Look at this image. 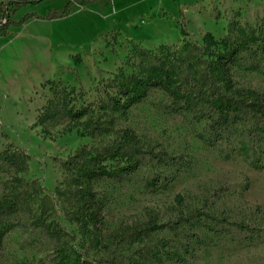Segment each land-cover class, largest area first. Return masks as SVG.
<instances>
[{
  "label": "rangeland",
  "instance_id": "rangeland-1",
  "mask_svg": "<svg viewBox=\"0 0 264 264\" xmlns=\"http://www.w3.org/2000/svg\"><path fill=\"white\" fill-rule=\"evenodd\" d=\"M66 2L23 6L15 18L43 15ZM261 20L264 0H89L74 4L64 17H32L10 27L0 36V152L23 153L26 166L16 171L0 156V195L14 176L30 192L41 186L56 201L65 240L82 264H125L139 248L127 228L194 210L203 214L196 235L162 231L147 243L190 240L181 262L159 264H264V168H258L264 167V120L247 112L218 126L206 106L183 108L160 88H149L123 113L111 111L108 101L114 75L136 70L139 49L200 42L206 32L219 39L230 23L254 26ZM231 76L235 88L264 95V44L241 50ZM62 89L72 90L68 107L87 106L88 114L71 121L61 114L42 119V107ZM102 123L133 129L155 156L145 153L134 171L93 181L102 219L90 232L70 217L71 196L55 190L63 188L62 163L70 154L112 138L92 130ZM37 204L10 218L0 264H61L55 240L31 221Z\"/></svg>",
  "mask_w": 264,
  "mask_h": 264
},
{
  "label": "trees",
  "instance_id": "trees-1",
  "mask_svg": "<svg viewBox=\"0 0 264 264\" xmlns=\"http://www.w3.org/2000/svg\"><path fill=\"white\" fill-rule=\"evenodd\" d=\"M44 0H5L0 3V36L7 35L9 28L20 26L32 17L51 20L68 15L73 5L84 6L89 0H67L62 8H49L45 14L25 12L15 18L23 6H36ZM181 34L185 35L184 29ZM264 44V20L251 26L230 23L222 38L216 39L206 32L201 41L186 40L180 45L160 44L154 49H139L136 70L125 74L120 71L114 75L115 92L108 96L110 110L125 112L131 105L140 101L149 88H160L173 103L181 107L197 108L206 106L216 117L218 126L226 125L230 117L252 112L264 120V95L251 89L239 90L234 87L231 66L237 54L251 44ZM56 92V91H55ZM72 90L57 91L42 107V119L61 114L71 120H78L90 111L87 106L68 107ZM94 132L111 133L112 138L99 145L85 143L79 146L62 163L65 173L62 190L73 199L70 217L79 224L80 229L93 232L98 230L101 219V205L95 199L92 189L94 180L134 171L140 158L150 150L143 148L133 129L124 127L114 129L102 123L92 128ZM92 132V133H94ZM2 159L17 170H23L26 156L20 152H0ZM258 168H264L258 166ZM34 184L35 182L32 181ZM20 177L14 176L4 184L0 195V242L9 229L11 217L22 212H32V203L39 201L31 216L33 225L42 228L55 240L56 257L61 264H82L81 258L72 255L73 246L65 240L64 230L57 214L56 201L43 192L41 186L31 188L30 192ZM59 199V198H58ZM199 210L191 214H178L167 222L150 219L142 224L130 226L128 235L131 243L138 245V251L127 258L125 264H159L165 259L181 262L190 253L191 242L186 239L173 244L166 238L147 244L158 232H189L196 235L201 224ZM210 227V226H209ZM122 237V235H120ZM114 260L109 264H114Z\"/></svg>",
  "mask_w": 264,
  "mask_h": 264
},
{
  "label": "crops",
  "instance_id": "crops-1",
  "mask_svg": "<svg viewBox=\"0 0 264 264\" xmlns=\"http://www.w3.org/2000/svg\"><path fill=\"white\" fill-rule=\"evenodd\" d=\"M35 18V17H34Z\"/></svg>",
  "mask_w": 264,
  "mask_h": 264
}]
</instances>
